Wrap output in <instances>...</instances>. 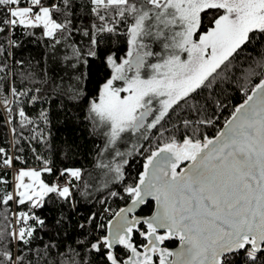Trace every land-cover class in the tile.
<instances>
[{"label": "snow or ice", "instance_id": "6c2138e0", "mask_svg": "<svg viewBox=\"0 0 264 264\" xmlns=\"http://www.w3.org/2000/svg\"><path fill=\"white\" fill-rule=\"evenodd\" d=\"M204 16L209 24L202 31ZM18 27L64 41L82 31L89 50L73 47L77 63L100 56L111 70L86 117L104 137L98 155L107 156L96 167L108 196L99 199V209L78 211L82 203L91 208L100 189L84 183L81 168H56L47 110L30 119L23 107H13L32 90L0 86L5 123H13L14 112L21 118L20 131L9 128L16 154L0 147V264H264V0H0V34L11 37ZM108 34L126 37L120 62L100 50ZM151 44L160 51L148 50ZM253 45L261 48L258 57L237 67ZM81 79L69 90L72 101L80 99ZM233 80L243 81L245 99L210 137L204 129L215 127L217 109L226 107L216 90ZM40 99L31 95L26 103ZM137 133L143 143L120 151L126 135ZM25 145L39 168L16 167L28 163ZM137 154L142 171L129 183ZM121 187L131 204L112 213L108 198L125 199L112 190ZM146 197L155 200V212L135 215ZM45 207L51 212L38 215ZM73 229L72 243H64ZM172 241L178 249L167 246Z\"/></svg>", "mask_w": 264, "mask_h": 264}, {"label": "trees", "instance_id": "16d2710c", "mask_svg": "<svg viewBox=\"0 0 264 264\" xmlns=\"http://www.w3.org/2000/svg\"><path fill=\"white\" fill-rule=\"evenodd\" d=\"M208 24L209 17L204 16V27L201 30H207ZM77 25L80 26L79 22H77ZM9 39L14 40L15 44H9ZM56 40L61 42L57 44ZM88 41L89 37L84 35L82 31L76 32L67 41L61 39L60 36L54 38L43 36L42 29L26 30L23 27H18L11 37L8 33L0 34V44H3V47H0V66L7 65L3 71H0V86L5 90L9 86H13L22 92L32 90L28 95L20 96L18 103L13 107H23L26 116L30 119H35L42 109L47 110L51 122L44 127L51 132V136L48 138L52 150L50 155L55 161L56 168L78 167L85 174L96 166L98 153H100L103 146L102 134L99 130L94 131L92 123L86 118L88 103L89 100L98 97L101 86L111 74V70L104 66L100 56H84L83 60H86L87 63H77L76 58L73 56V47L86 53L89 50ZM100 50L103 51L104 55L115 54L118 58L117 62H120V59L126 58L128 50L126 37L108 34L105 42L100 46ZM260 51L259 45H253L245 49L244 54L235 61L236 66L247 67L245 59L248 56L257 58ZM248 63H251V60H248ZM234 75L238 77L240 73L236 72ZM81 76L82 79L79 81L80 99L72 101L69 99V90L77 86V77ZM242 84L243 81L233 80L230 84H224L217 88L216 94L226 107L217 109L219 119L215 127L204 129L208 136H213L221 127L223 121L228 118L234 106L245 99L244 93L239 90ZM247 86L251 87V85ZM35 89H40V91L36 92ZM221 89L224 91H221ZM31 95H37L41 99L35 103H26L30 100ZM12 115L14 116L13 123L6 124L7 115L0 108V147L8 148L9 155L16 154V150L11 147L15 134L11 133L9 128L17 127L18 131L21 130L19 127L21 118L15 112ZM23 133L26 138L29 136L28 129H23ZM33 146H35V142H33ZM37 151H44L43 142H41V148ZM65 154L67 159H65ZM21 155L28 157V163L27 165L17 164L16 166L40 167L39 163L32 157L27 145H25V152ZM130 163L131 167L128 168V173L131 179H129V183L136 179L138 172L141 171L142 156L135 155ZM0 174H3V170H0ZM7 178L9 180L13 178L10 169L7 170ZM44 178L49 182L55 179V177L48 174H44ZM76 184L81 185V181H76ZM112 190L120 191L123 194L122 187L113 188ZM75 195L79 197L80 191H77ZM123 195L125 199L108 198L107 206H110L112 213L129 200L126 194ZM107 196L108 194L103 191V188L100 191L93 192L91 208L85 207L82 203L78 211L87 215L90 210L99 209V199L107 198ZM151 209L152 202H147L140 209L139 214H148ZM12 210H17L15 205H13ZM50 212L51 209L45 207L43 212L37 214L46 215ZM78 218L75 214L73 215L74 223ZM107 218H110V215L105 219ZM76 235L77 233L73 229L70 232L69 239L63 242L71 244L72 238ZM136 238L142 240L139 236ZM42 239L47 242L48 236L42 234ZM176 243L177 241H172L167 246L173 247Z\"/></svg>", "mask_w": 264, "mask_h": 264}, {"label": "rangeland", "instance_id": "374dc122", "mask_svg": "<svg viewBox=\"0 0 264 264\" xmlns=\"http://www.w3.org/2000/svg\"><path fill=\"white\" fill-rule=\"evenodd\" d=\"M148 50H150V51H160L159 47L156 44H151ZM149 61L150 62H155V58L154 57H149ZM116 86L123 87V84H122V82L118 81V82H116ZM121 95L124 96V95H127V93H121ZM138 135H139L138 133L137 134L126 135L125 139L118 144L119 150L127 152V151H131L134 146L138 148L140 146V144L143 143V141L137 140L136 137ZM102 138H103V146H102L101 150H103L104 147H105L103 135H102ZM105 156H107L106 152H104L102 155H99L98 159H97V162H98V160L103 159ZM142 159H143V162H144V158L143 157H142ZM31 168H33V167H31ZM104 178L105 177L103 176L102 170L97 168L96 166H94L93 169H91L90 171H88L85 174L84 183H87V182L91 181L95 188L101 189L102 188V182H103ZM26 182H28L27 178H26ZM93 192H96V191H93Z\"/></svg>", "mask_w": 264, "mask_h": 264}, {"label": "water", "instance_id": "95a60500", "mask_svg": "<svg viewBox=\"0 0 264 264\" xmlns=\"http://www.w3.org/2000/svg\"><path fill=\"white\" fill-rule=\"evenodd\" d=\"M243 102V101H242ZM242 102H240V103H242ZM240 103H238V104H240ZM237 104V105H238ZM230 116V115H229ZM229 116H228V118H229ZM227 118V119H228ZM226 119V120H227ZM225 120V121H226ZM225 121L222 123V125H221V127L219 128V129H222L224 126H225ZM218 129V130H219ZM217 130V131H218ZM217 134V132L213 135V136H215ZM212 137V136H211ZM144 163V162H143ZM188 162H183V164L181 165V167H184L186 164H187ZM143 165V164H142ZM179 170V169H178ZM141 171H142V167H141ZM147 202H152V209H151V211H150V213H148V214H144V215H142V214H139V211H140V209L144 206V205H146V203ZM131 204V200L129 199L125 204H123L122 206H120L115 212H117V211H119L120 210V208H126V207H128L129 205ZM155 210H156V202H155V200L153 199V198H151V197H146L145 198V204H143V205H140V206H138L137 208H136V210H135V215H138V216H140V217H148V216H150V215H152L154 212H155ZM114 212V213H115ZM111 218V217H110ZM161 231H163V230H161ZM143 239V238H142ZM178 247H179V243H178V241H177V243H176V245L175 246H173V247H169L170 249H178Z\"/></svg>", "mask_w": 264, "mask_h": 264}, {"label": "built area", "instance_id": "2783aa9c", "mask_svg": "<svg viewBox=\"0 0 264 264\" xmlns=\"http://www.w3.org/2000/svg\"><path fill=\"white\" fill-rule=\"evenodd\" d=\"M2 110H4L3 108H1ZM17 168H19L18 166H16ZM12 172V175L14 176V169H10Z\"/></svg>", "mask_w": 264, "mask_h": 264}, {"label": "bare ground", "instance_id": "6f19581e", "mask_svg": "<svg viewBox=\"0 0 264 264\" xmlns=\"http://www.w3.org/2000/svg\"><path fill=\"white\" fill-rule=\"evenodd\" d=\"M12 155V154H11ZM112 200V199H111Z\"/></svg>", "mask_w": 264, "mask_h": 264}]
</instances>
